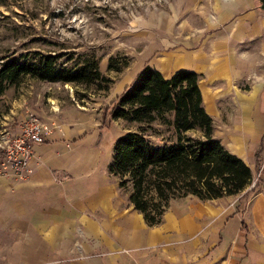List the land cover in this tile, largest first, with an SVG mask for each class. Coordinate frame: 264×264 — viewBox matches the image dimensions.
<instances>
[{
  "label": "crops",
  "instance_id": "0c3cea01",
  "mask_svg": "<svg viewBox=\"0 0 264 264\" xmlns=\"http://www.w3.org/2000/svg\"><path fill=\"white\" fill-rule=\"evenodd\" d=\"M180 1L179 12L153 15L167 72L154 67L165 76L179 68L200 74L215 135L250 167L254 185L211 199L174 198L161 222L150 226L107 171L112 152L101 147L104 124L91 122L87 110L57 111L36 99L30 107L50 131L33 144L25 177L0 174L6 264H264L263 86L235 85L253 70L243 30L253 17L250 0ZM211 11L218 16L207 17ZM230 13H237L232 20ZM196 27L217 30L195 33ZM255 43L264 49V42ZM25 100L9 101L0 127L18 129Z\"/></svg>",
  "mask_w": 264,
  "mask_h": 264
},
{
  "label": "trees",
  "instance_id": "16d2710c",
  "mask_svg": "<svg viewBox=\"0 0 264 264\" xmlns=\"http://www.w3.org/2000/svg\"><path fill=\"white\" fill-rule=\"evenodd\" d=\"M107 67L120 70L122 65L109 59ZM25 76L104 90L112 81L99 69L93 52L76 57L40 51L11 53L0 57V98ZM199 77L187 68L165 76L144 63L103 108L102 125L105 119H122L134 126L114 139L107 171L150 226L161 222L174 198L235 194L253 177L245 161L215 135Z\"/></svg>",
  "mask_w": 264,
  "mask_h": 264
},
{
  "label": "rangeland",
  "instance_id": "374dc122",
  "mask_svg": "<svg viewBox=\"0 0 264 264\" xmlns=\"http://www.w3.org/2000/svg\"><path fill=\"white\" fill-rule=\"evenodd\" d=\"M179 2L181 1L0 0V57L28 51L65 53L73 57L93 52L98 59L101 72L112 79L110 87L104 90L94 86L25 76L19 83L4 91L0 98V113L6 111L9 101L24 97L26 103L18 121L20 123L29 113H36L30 107V101L33 104V101L39 99V103H42V99H46L52 109L58 111L59 108L61 110L72 108L74 112L77 109L87 110L91 122L101 123L103 108L131 81L144 63L158 66L163 72H167L163 70L166 50L162 44L163 32L156 26L157 22L154 21L153 15L160 16L159 14L164 11L170 14L179 12L177 7ZM249 3L251 13L249 14L253 17L249 18L251 19L249 26L243 29L244 39L246 41L248 39V44H244V47L253 55L251 61L253 70L250 75L238 77L235 85L247 89L256 81L261 82L263 87L260 97L264 113V49L262 46L258 48L255 43L264 42V8L261 7L260 0H250ZM170 6H176V9L171 11ZM181 14L184 15L185 10ZM230 14L232 16L229 20H232L237 13ZM206 15L214 19L218 13L211 11ZM202 16L196 17L200 25ZM202 30H204L202 27H196L194 32L199 33ZM211 30L217 28H208L204 31ZM238 30L233 29L230 34L238 35ZM109 59L119 66L122 65V68L108 69ZM69 63L70 61H67L64 64ZM255 72L260 75H256ZM48 96L55 99L50 100L46 98ZM105 122L101 147L105 155L107 153L110 155L117 135L134 126L122 119H105ZM89 126L86 124V128ZM152 139L156 141L158 137L152 136ZM6 240V237L5 240L0 238V264H6L5 258H9L8 249H4L6 246L3 248Z\"/></svg>",
  "mask_w": 264,
  "mask_h": 264
},
{
  "label": "built area",
  "instance_id": "2783aa9c",
  "mask_svg": "<svg viewBox=\"0 0 264 264\" xmlns=\"http://www.w3.org/2000/svg\"><path fill=\"white\" fill-rule=\"evenodd\" d=\"M49 131L50 126L35 113L26 115L15 131L0 130V174L25 177L31 170L29 159L33 144L43 142ZM256 178L252 177L248 185L253 186Z\"/></svg>",
  "mask_w": 264,
  "mask_h": 264
},
{
  "label": "water",
  "instance_id": "95a60500",
  "mask_svg": "<svg viewBox=\"0 0 264 264\" xmlns=\"http://www.w3.org/2000/svg\"><path fill=\"white\" fill-rule=\"evenodd\" d=\"M261 1V7L264 8V0H260ZM263 101H264V92H263Z\"/></svg>",
  "mask_w": 264,
  "mask_h": 264
}]
</instances>
